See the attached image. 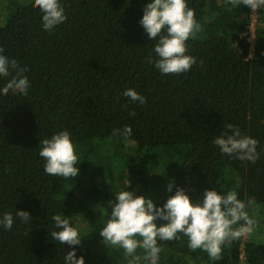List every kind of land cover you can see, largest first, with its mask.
I'll return each mask as SVG.
<instances>
[{"label": "trees", "instance_id": "1", "mask_svg": "<svg viewBox=\"0 0 264 264\" xmlns=\"http://www.w3.org/2000/svg\"><path fill=\"white\" fill-rule=\"evenodd\" d=\"M149 2L62 0L67 20L53 32L42 29L35 0L6 18L0 14V49L27 67L31 83L27 95H0V215L14 217L11 230L0 228V264H63L72 248L50 235L58 230L51 219L56 214L78 228L77 254L86 264H127L122 249L101 237L90 240L84 231L99 233L111 213L105 203H91L100 189L92 185L97 161L89 149L103 140L139 145L125 154L126 167H161L170 159L168 178L152 172V187L167 192L174 183L193 200L206 189L236 191L246 206L251 201L246 210L254 227L264 225V2H258L252 50L253 9L244 0H187L200 24L187 41V54L197 62L187 73L167 75L146 62L155 42L139 21ZM216 20L226 26L216 29ZM5 82L0 79V87ZM127 88L146 103L124 97ZM227 124L258 141L254 164L222 154L212 143ZM125 125L130 137L113 135ZM62 130L71 133L77 148V177L46 174L39 156L41 140ZM174 193L175 188L156 204ZM17 211L28 212L30 221L22 222ZM158 243V264H181L180 254L187 261L205 257L207 264H264V244L245 237L226 242L216 260L189 249L182 235Z\"/></svg>", "mask_w": 264, "mask_h": 264}, {"label": "clouds", "instance_id": "2", "mask_svg": "<svg viewBox=\"0 0 264 264\" xmlns=\"http://www.w3.org/2000/svg\"><path fill=\"white\" fill-rule=\"evenodd\" d=\"M244 3L253 10L258 7L255 0H244ZM35 6L42 13L44 31L53 32L67 20L62 0H35ZM139 24L155 42L146 62L161 75L187 73L196 64V58L187 54V41L200 30V24L187 0H151L143 8ZM3 51L0 49V79L6 82L0 87V95L9 92L27 95L31 87L27 67ZM123 96L134 103H146V98L135 89H125ZM130 115L134 116L135 112ZM226 129L212 143L222 154L254 164L260 158L258 141L232 124H227ZM113 135L128 138L132 129L125 125L114 129ZM39 149L46 174L64 178L79 175L77 148L69 131L62 130L41 140ZM129 187L130 181L123 188L115 187V200L108 203L111 213L107 211V219L99 231L106 245L123 250L127 264H158L161 253L158 241H174L181 235L187 237L189 249H200L216 260L226 242L247 236L255 226V220L246 210L251 201L246 206L236 191L221 193L215 188L206 189L199 199L193 200L184 188L170 183L167 191L172 193L175 188L174 195L158 206L151 197L137 195ZM15 216L24 223L30 221L28 212L17 211ZM51 219L54 229H58L51 231L52 239L72 248L64 255L63 264H86L85 257L77 254L82 243L78 228L60 214ZM13 224L12 213L0 215V228L11 230ZM137 249L142 252L138 253Z\"/></svg>", "mask_w": 264, "mask_h": 264}, {"label": "rangeland", "instance_id": "3", "mask_svg": "<svg viewBox=\"0 0 264 264\" xmlns=\"http://www.w3.org/2000/svg\"><path fill=\"white\" fill-rule=\"evenodd\" d=\"M27 1L28 0H0V14L5 15L6 18L9 12L18 8V6L25 5ZM234 2L236 3V0H234ZM255 2L258 4L259 0H255ZM258 8L259 4L255 10H252L251 24L249 26L248 36V39L251 43H253L256 36ZM215 22L213 23V26L216 29H219L218 27L223 28L226 26L225 23L223 24L221 21L216 20ZM262 24L264 25V23ZM251 45L253 50L254 43ZM132 146L138 147L139 145L123 140H103L96 142L95 145L89 149V153H92L90 159L93 158L95 161H97L95 162L97 168L95 170L96 174L91 176V178H93L92 185H97V187L101 190H98L99 195L97 196L96 201H93L91 203H98V206L100 205V203H105L104 207L109 210V201L115 200V187L123 188L126 186L127 181H130V187L128 188L129 191H134L137 195L151 197L155 203L160 202L168 195V191L163 192L162 190L164 189H159L157 185L156 187H152L153 184L151 183V181H153L152 172L154 171L155 174L159 173L162 177H166L169 175L170 169L168 166L170 164V159L166 161L164 165H161V167L141 166L142 164H140L137 169L134 167H126L125 164L127 163V160L130 158V156L126 155V157L125 154L132 148ZM157 153L158 152L156 150L152 151V154ZM127 154L130 155L129 152ZM133 156L135 157L136 155ZM145 156H147V154ZM107 160L110 161L108 163H105ZM104 219L105 218L103 217V220ZM77 221L80 227L83 223L82 219L78 218ZM84 231L89 239L91 238L95 240V238L100 237L99 233L91 234V230H87V228L85 227ZM245 239L247 241L264 244V225L254 227L253 231L245 236ZM137 252L141 253L142 249H137ZM176 257H179V259L182 261L181 264H207L208 262V259L205 257L201 260L190 259L188 261L183 254H180L179 256L176 255ZM216 262H218V260ZM221 264H224L223 260L221 261Z\"/></svg>", "mask_w": 264, "mask_h": 264}, {"label": "built area", "instance_id": "4", "mask_svg": "<svg viewBox=\"0 0 264 264\" xmlns=\"http://www.w3.org/2000/svg\"><path fill=\"white\" fill-rule=\"evenodd\" d=\"M249 40V39H248ZM249 42H250V40H249ZM251 43V42H250ZM253 43H254V41H253ZM253 43H251V44H253Z\"/></svg>", "mask_w": 264, "mask_h": 264}]
</instances>
